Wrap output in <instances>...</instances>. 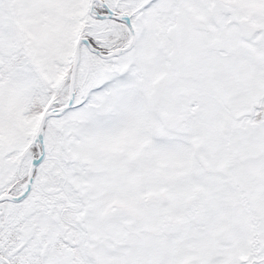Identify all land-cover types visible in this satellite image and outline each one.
Masks as SVG:
<instances>
[{
  "label": "snow or ice",
  "instance_id": "snow-or-ice-1",
  "mask_svg": "<svg viewBox=\"0 0 264 264\" xmlns=\"http://www.w3.org/2000/svg\"><path fill=\"white\" fill-rule=\"evenodd\" d=\"M0 264H264V0H0Z\"/></svg>",
  "mask_w": 264,
  "mask_h": 264
}]
</instances>
